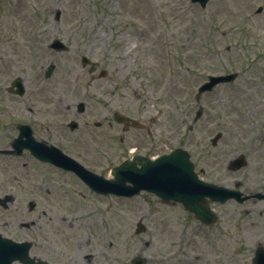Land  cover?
Listing matches in <instances>:
<instances>
[{
	"label": "rangeland",
	"instance_id": "1",
	"mask_svg": "<svg viewBox=\"0 0 264 264\" xmlns=\"http://www.w3.org/2000/svg\"><path fill=\"white\" fill-rule=\"evenodd\" d=\"M55 39L68 51L50 50ZM82 56L97 64L95 74L83 68ZM51 65L55 71L46 79ZM101 71L107 76L91 81ZM230 73L239 75L203 96V118L189 131L198 88L209 75ZM18 77L27 90L23 98L7 92ZM80 104L87 106L84 114ZM115 113L147 123L151 140L137 130L125 134ZM29 121L42 123L37 140L109 179L139 139L159 153L186 149L205 182L227 189L240 182L241 192L262 193L264 0H210L206 9L190 0H0V150L17 138V124ZM72 121L81 125L77 132L68 128ZM97 122L106 126L99 130ZM240 154L248 167L227 171ZM7 195L16 200L7 210L0 206L1 234L25 238L20 228L32 221L29 203H50L59 211L49 221L81 226L70 235L82 239L81 253L95 264H132L136 257L147 264H252L264 247V201L211 204L219 222L207 227L181 204H162L147 192L132 199L98 196L74 174L28 152L0 155V199ZM139 222L147 232L137 235Z\"/></svg>",
	"mask_w": 264,
	"mask_h": 264
},
{
	"label": "water",
	"instance_id": "2",
	"mask_svg": "<svg viewBox=\"0 0 264 264\" xmlns=\"http://www.w3.org/2000/svg\"><path fill=\"white\" fill-rule=\"evenodd\" d=\"M194 4H200L202 8H206L209 0H191ZM262 10H259V13ZM59 17V16H58ZM51 48L59 52L66 51L67 48L59 40H55ZM83 66L86 67L90 61L84 57ZM54 67H50L46 77L49 78L53 73ZM94 69H91L93 72ZM237 74L227 76L214 77L210 76L207 83H205L196 95V101L199 103L201 97L206 92H211L219 84L232 83L237 78ZM17 87V91H13V87L9 90L20 96L25 94V88L21 79H17L12 84ZM80 111H83L81 106ZM203 115V108L197 112L194 123L198 122ZM126 120L124 117H118L119 123ZM137 126L136 122H133ZM75 129L76 125L71 126ZM221 134L217 135L213 140L215 146ZM26 138V140H24ZM12 151H3L5 154L21 155L24 149H29L32 154L36 155L42 161L50 162L58 167L75 172L93 191L103 194H115L117 196L133 197L141 193V191H148L156 194L161 198L163 203H170L171 201L183 204L186 210L195 214L196 218L207 225L216 224L217 216L211 211L210 202H220L222 204L229 200H236L240 204L246 202L252 197H244L239 191L229 190L214 184L204 183L199 179L195 173L194 165L190 162V155L183 149H177L170 155L163 156L157 161H140L142 168H136V162H125L119 167L113 169L112 174L115 180H106L104 177L96 175L74 160L63 156L59 151L48 148L43 143L35 142L31 137L29 127H21V135L12 144ZM247 165L245 156L239 155L233 159L229 165V171H238ZM131 185H127V184ZM239 187V185H237ZM259 200L264 199V195L255 196ZM11 201L10 197L1 200V205L7 208V203ZM31 209L34 204L30 205ZM146 228L143 224H139L137 234L143 233ZM27 247V246H26ZM17 245L8 239H3L0 235V264H12L17 258L22 261L29 262L27 251L18 253ZM147 261L140 257L133 260V264H146ZM253 264H264V248L259 247L256 250Z\"/></svg>",
	"mask_w": 264,
	"mask_h": 264
},
{
	"label": "flooded vegetation",
	"instance_id": "3",
	"mask_svg": "<svg viewBox=\"0 0 264 264\" xmlns=\"http://www.w3.org/2000/svg\"><path fill=\"white\" fill-rule=\"evenodd\" d=\"M86 108L87 106L85 107L84 112L80 114H84L86 112ZM30 115L33 116L34 119L37 117V120H39L37 113H34V111L30 110ZM115 116L116 114H114L113 116V121L114 123H117L115 120ZM137 122L139 121L137 120ZM46 123L50 124L51 126L54 124V122L50 120H47ZM140 123L144 126L143 128L132 127L130 123L122 125L123 129H125L126 126L127 128L129 126L125 134H129L131 131L137 130L140 132H145V134L148 136L147 138L151 140L152 132L151 130L147 129V123ZM25 124L31 125L34 130L33 132H35L36 125L41 126L42 123H33L32 121H29ZM85 124L86 127L89 126L88 121H86ZM107 125L111 127V121H108ZM105 126L106 124H104L103 122H97L95 124V127L99 130H101ZM80 127L81 125L79 126L78 130L80 129ZM154 140L155 139L152 138L151 142L153 144L155 143ZM121 143H125V137L121 138ZM144 145L145 144L140 143L139 139H137L129 145V149L131 147H137L135 151H132V153H134L133 155L150 159H156L160 155L164 154V152L159 153V149H155L156 145L153 148H147ZM157 145H159V143ZM108 153L112 154V149ZM154 153L158 155L153 156ZM32 157L34 158L33 155ZM262 193H264V191H262ZM15 200L16 198L13 197L12 202H14ZM48 204L49 205L42 206L41 203L35 202V207L32 210H29V212L33 214L32 221L29 224L21 225L20 228V230L27 231L24 235L25 238L21 239L20 237H18V232L16 236L18 238L14 240L19 245H29V257L31 260L28 263H25L21 260H17L14 262V264H95L93 261V257H85V255L81 253V248L83 249L81 245L82 239L79 236L73 238L74 236L70 235V230L80 231L81 226L76 225L74 223L67 224L66 220L58 224L52 223V219H50L49 221V215L58 212L59 209L53 204ZM73 247H75L78 253L73 252ZM81 258H83L82 260H84V262H81Z\"/></svg>",
	"mask_w": 264,
	"mask_h": 264
},
{
	"label": "bare ground",
	"instance_id": "4",
	"mask_svg": "<svg viewBox=\"0 0 264 264\" xmlns=\"http://www.w3.org/2000/svg\"><path fill=\"white\" fill-rule=\"evenodd\" d=\"M104 246H105L104 243H102V249L99 251V254L102 256V259H105L104 257H105V254H106Z\"/></svg>",
	"mask_w": 264,
	"mask_h": 264
}]
</instances>
